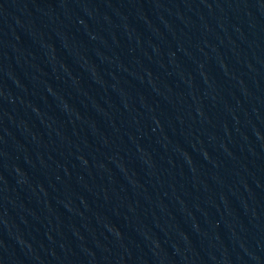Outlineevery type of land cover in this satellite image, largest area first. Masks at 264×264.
Wrapping results in <instances>:
<instances>
[{"label":"water","instance_id":"obj_1","mask_svg":"<svg viewBox=\"0 0 264 264\" xmlns=\"http://www.w3.org/2000/svg\"><path fill=\"white\" fill-rule=\"evenodd\" d=\"M0 264H264V0H0Z\"/></svg>","mask_w":264,"mask_h":264}]
</instances>
